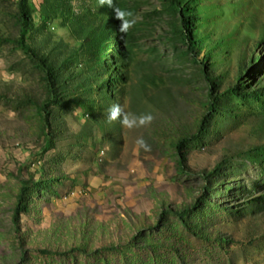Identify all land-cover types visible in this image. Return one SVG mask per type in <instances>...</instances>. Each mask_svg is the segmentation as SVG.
<instances>
[{
	"label": "rangeland",
	"instance_id": "1",
	"mask_svg": "<svg viewBox=\"0 0 264 264\" xmlns=\"http://www.w3.org/2000/svg\"><path fill=\"white\" fill-rule=\"evenodd\" d=\"M114 3L0 0V264H264V0Z\"/></svg>",
	"mask_w": 264,
	"mask_h": 264
},
{
	"label": "trees",
	"instance_id": "2",
	"mask_svg": "<svg viewBox=\"0 0 264 264\" xmlns=\"http://www.w3.org/2000/svg\"><path fill=\"white\" fill-rule=\"evenodd\" d=\"M176 4H179V0H174ZM18 6H19V21L21 22L23 29H27V26L31 22V16L29 14V8H28V0H18ZM192 37V36H191ZM190 41L194 42L196 41L195 37L189 38ZM22 47H24L23 44H21ZM26 52L31 56L33 61L43 70L45 74V80L48 85V92L51 96V99H53V96L55 95V88L58 82V75L55 73V70L48 64L47 61L43 60L42 58L38 57V55L31 51L28 48H24ZM257 96V95H255ZM49 104L50 102H44L42 103L38 108V112L40 113L43 121L46 122L47 117L49 116ZM209 118V117H208ZM206 121V120H205ZM206 125V122L203 123V127ZM203 130V129H202ZM28 185L26 183H23L21 192L18 196V205L15 212L14 222L17 223L18 217L22 212H27V207L24 205L26 201V196L28 193ZM74 251H81L83 253H86V251L81 249H73ZM42 254H51V251L43 250L40 251Z\"/></svg>",
	"mask_w": 264,
	"mask_h": 264
},
{
	"label": "clouds",
	"instance_id": "3",
	"mask_svg": "<svg viewBox=\"0 0 264 264\" xmlns=\"http://www.w3.org/2000/svg\"><path fill=\"white\" fill-rule=\"evenodd\" d=\"M97 3L100 7L106 6L113 10L115 19L120 21L119 31L121 33H127L134 26L135 21L131 19L132 13L128 10L117 7L114 3V0H97ZM153 118L154 117L151 115V113L141 114L140 116L127 113L119 104H113L108 109L107 115V120L109 123L119 121L123 127L128 129L146 126L152 122ZM137 142L141 146L147 148V145L143 139H139Z\"/></svg>",
	"mask_w": 264,
	"mask_h": 264
}]
</instances>
